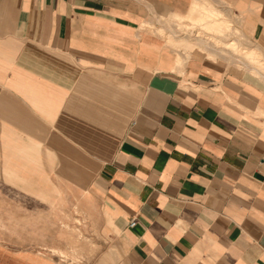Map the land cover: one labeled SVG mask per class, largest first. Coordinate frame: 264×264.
Instances as JSON below:
<instances>
[{
	"label": "crops",
	"instance_id": "crops-1",
	"mask_svg": "<svg viewBox=\"0 0 264 264\" xmlns=\"http://www.w3.org/2000/svg\"><path fill=\"white\" fill-rule=\"evenodd\" d=\"M0 264H264V0H0Z\"/></svg>",
	"mask_w": 264,
	"mask_h": 264
},
{
	"label": "built area",
	"instance_id": "built-area-1",
	"mask_svg": "<svg viewBox=\"0 0 264 264\" xmlns=\"http://www.w3.org/2000/svg\"><path fill=\"white\" fill-rule=\"evenodd\" d=\"M132 225H134V222H132Z\"/></svg>",
	"mask_w": 264,
	"mask_h": 264
}]
</instances>
